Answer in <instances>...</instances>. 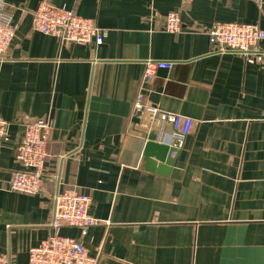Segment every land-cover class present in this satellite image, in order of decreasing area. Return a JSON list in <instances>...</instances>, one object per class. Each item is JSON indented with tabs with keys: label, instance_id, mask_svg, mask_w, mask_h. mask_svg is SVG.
Wrapping results in <instances>:
<instances>
[{
	"label": "crops",
	"instance_id": "crops-1",
	"mask_svg": "<svg viewBox=\"0 0 264 264\" xmlns=\"http://www.w3.org/2000/svg\"><path fill=\"white\" fill-rule=\"evenodd\" d=\"M16 24L0 58V252L27 264L29 249L52 234V197L90 196L100 221L78 240L97 264H264V56L248 64L210 52L216 22L256 24L264 32V0H4ZM44 2L93 19L102 44L61 43L32 29ZM177 12L180 31L164 30ZM264 49V41L261 43ZM147 60L172 63L144 87ZM146 111L193 121L167 175L146 169V141L176 145L170 126ZM52 124L40 195L9 191L20 166L15 144L24 123ZM137 119V120H135ZM178 144V143H177Z\"/></svg>",
	"mask_w": 264,
	"mask_h": 264
},
{
	"label": "built area",
	"instance_id": "built-area-1",
	"mask_svg": "<svg viewBox=\"0 0 264 264\" xmlns=\"http://www.w3.org/2000/svg\"><path fill=\"white\" fill-rule=\"evenodd\" d=\"M182 5L195 0H179ZM212 1V0H200ZM259 7L261 0H252ZM32 29L41 34L55 38L61 43L78 45L102 44L106 35L93 19L84 18L65 7H56L47 2L42 3L32 13ZM164 30L168 33L180 31V17L177 12L165 17ZM16 31L13 13L4 0H0V58L9 48ZM210 52L234 53L242 56L246 63H260L264 56L261 43L264 32L256 24L216 22L207 31ZM172 63L147 60L141 83L148 87L158 70L170 69ZM144 92L140 91L134 104V115L145 113L150 119L158 118L171 127L177 139L176 149L182 139L190 134L193 121L185 116L159 113L156 109L143 111ZM10 122L0 117V141L8 142ZM23 134L15 144V159L20 166L13 171L6 183V188L14 193L40 195L43 191V179L48 159L47 145L52 124L48 119H38L24 123ZM173 155V154H172ZM52 234L38 246L29 249L27 264H97V259L87 254L84 246L76 239L59 234L63 227L77 228L81 235L100 223L89 213L91 198L77 190L58 191L52 197ZM0 264H8L6 254L0 252Z\"/></svg>",
	"mask_w": 264,
	"mask_h": 264
},
{
	"label": "water",
	"instance_id": "water-1",
	"mask_svg": "<svg viewBox=\"0 0 264 264\" xmlns=\"http://www.w3.org/2000/svg\"><path fill=\"white\" fill-rule=\"evenodd\" d=\"M139 113H137V118ZM137 120V119H135ZM177 151L164 143L146 141L143 155L144 163L147 170L167 175L169 168L173 164V155Z\"/></svg>",
	"mask_w": 264,
	"mask_h": 264
}]
</instances>
